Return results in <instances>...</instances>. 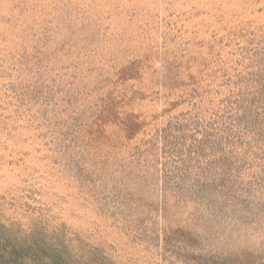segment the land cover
I'll use <instances>...</instances> for the list:
<instances>
[{"label":"rangeland","instance_id":"rangeland-1","mask_svg":"<svg viewBox=\"0 0 264 264\" xmlns=\"http://www.w3.org/2000/svg\"><path fill=\"white\" fill-rule=\"evenodd\" d=\"M0 264H264V0H0Z\"/></svg>","mask_w":264,"mask_h":264},{"label":"trees","instance_id":"trees-1","mask_svg":"<svg viewBox=\"0 0 264 264\" xmlns=\"http://www.w3.org/2000/svg\"><path fill=\"white\" fill-rule=\"evenodd\" d=\"M13 262H16L17 261V259L16 258H13V260H12Z\"/></svg>","mask_w":264,"mask_h":264}]
</instances>
